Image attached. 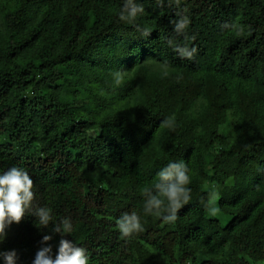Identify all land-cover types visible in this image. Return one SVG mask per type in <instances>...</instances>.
<instances>
[{"label": "trees", "instance_id": "obj_1", "mask_svg": "<svg viewBox=\"0 0 264 264\" xmlns=\"http://www.w3.org/2000/svg\"><path fill=\"white\" fill-rule=\"evenodd\" d=\"M135 3L128 23L124 0H0V174L25 169L34 192L0 251L32 264L49 234L55 258L60 235L32 215L48 207L89 264H264V0ZM180 161L191 199L165 222L143 190ZM133 211L143 230L122 239Z\"/></svg>", "mask_w": 264, "mask_h": 264}, {"label": "clouds", "instance_id": "obj_2", "mask_svg": "<svg viewBox=\"0 0 264 264\" xmlns=\"http://www.w3.org/2000/svg\"><path fill=\"white\" fill-rule=\"evenodd\" d=\"M157 3L162 4L163 0H157ZM168 3L178 6L181 0H168ZM143 11V7L135 3V0H124L118 16L121 21L133 23ZM189 23L186 16H181L174 22V31L177 35L184 33ZM148 34L145 33V35ZM174 50L179 57L189 60L197 51L195 47L189 49L187 46L179 45H176ZM114 75L115 84L119 86L123 81V74L118 71ZM169 126L170 120L162 121L161 127ZM189 172V167L183 161L171 162L163 167L157 173L158 182L152 188L143 190V195L146 197L145 213L163 215L165 222H174L179 210L191 199V189L188 187ZM32 189L33 180L23 168L14 166L0 174V242H3L6 237V228L13 223L19 224L26 212L31 209L34 199ZM211 211L214 215L217 210L213 207ZM32 215L36 217V225L39 228L47 229L51 224V232L61 237L53 258L52 246L48 243L53 237L49 234L44 235L32 264H89L87 250L75 245L72 240L64 238L73 230L70 218L64 217L58 222H53L52 210L48 207L36 208ZM116 226L122 239H128L143 230L140 218L135 211L122 214L116 221ZM0 260L3 264H16L17 253L15 250L0 251Z\"/></svg>", "mask_w": 264, "mask_h": 264}, {"label": "rangeland", "instance_id": "obj_3", "mask_svg": "<svg viewBox=\"0 0 264 264\" xmlns=\"http://www.w3.org/2000/svg\"><path fill=\"white\" fill-rule=\"evenodd\" d=\"M233 178H234L236 183H241V176H239V174L234 175ZM228 180L231 181V179H228ZM210 198H211V206H210V210H209L208 215L212 216V217H217L221 221V223L223 225H225L228 222L230 217L228 215L222 214L218 210V208H217V197H216L215 193L212 192ZM213 207H215V209L217 210L214 215L212 214V211H211V209Z\"/></svg>", "mask_w": 264, "mask_h": 264}]
</instances>
